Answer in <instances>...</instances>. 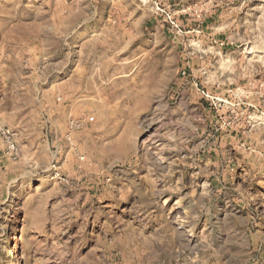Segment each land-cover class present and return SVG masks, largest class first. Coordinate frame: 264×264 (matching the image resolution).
I'll use <instances>...</instances> for the list:
<instances>
[{"label":"rangeland","instance_id":"obj_1","mask_svg":"<svg viewBox=\"0 0 264 264\" xmlns=\"http://www.w3.org/2000/svg\"><path fill=\"white\" fill-rule=\"evenodd\" d=\"M0 264H264V0H0Z\"/></svg>","mask_w":264,"mask_h":264},{"label":"built area","instance_id":"obj_2","mask_svg":"<svg viewBox=\"0 0 264 264\" xmlns=\"http://www.w3.org/2000/svg\"><path fill=\"white\" fill-rule=\"evenodd\" d=\"M89 120H90V122H93L94 121V118H90Z\"/></svg>","mask_w":264,"mask_h":264}]
</instances>
